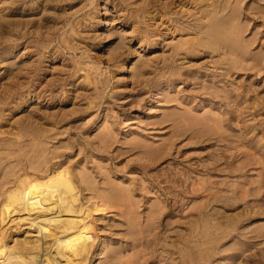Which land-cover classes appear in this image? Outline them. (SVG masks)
I'll list each match as a JSON object with an SVG mask.
<instances>
[{
    "label": "rangeland",
    "instance_id": "1",
    "mask_svg": "<svg viewBox=\"0 0 264 264\" xmlns=\"http://www.w3.org/2000/svg\"><path fill=\"white\" fill-rule=\"evenodd\" d=\"M89 1L0 0L10 22L0 34V193L29 152L1 146L30 127L56 151L51 166L70 163L100 189L112 181L133 194L137 240L126 216L90 200L99 243L90 264L108 263L104 243L141 254L140 264H182L180 249L199 243L208 219L217 233L207 264H264V233L254 232L264 227V0ZM234 6L247 56L178 47L204 36V10L228 16Z\"/></svg>",
    "mask_w": 264,
    "mask_h": 264
},
{
    "label": "bare ground",
    "instance_id": "2",
    "mask_svg": "<svg viewBox=\"0 0 264 264\" xmlns=\"http://www.w3.org/2000/svg\"><path fill=\"white\" fill-rule=\"evenodd\" d=\"M229 2H231V0ZM3 6L5 9H8L6 6V2L3 3ZM228 6L230 7V5ZM235 6L233 8L232 13L228 16H225V15L220 16V14L223 15L225 13H221V12L219 13L218 11L219 8L218 9L210 8L211 10L206 9V11L204 10L203 16L205 20L200 19L201 22H203V20L204 22L202 26L200 25L201 27L199 26L201 28L200 29L201 33L204 36L202 38H199L200 36L199 35L197 42L191 44L189 47L187 46L191 42L190 38L187 39L186 41L180 40L179 43L177 42L178 47L180 49H186L185 51H188V50L196 51V50H199L198 49L199 47H201V48L210 50V52L213 54H217V53L223 54L222 55L223 57L220 56L222 60L223 59L231 60L232 57H234L233 59L235 60L236 55L247 56L248 54L247 51H249L247 49L249 48L251 44L249 45L247 44L248 48L244 44L245 42L243 41V37H242L244 33L243 31L244 26L241 27L240 24L238 23L239 13L237 12V10L239 9L236 10ZM224 10H227V9L223 8V11ZM9 13L10 11L8 12V15ZM8 18H11V17H8ZM1 19L2 20L0 21V26H1L2 32L0 34H3L4 31L8 29L10 22H8V19H6V16L4 18L2 17ZM111 24H113V22ZM21 26L22 25H20V27ZM19 28H16L15 32L17 30L19 31ZM111 35L112 34H110V37ZM105 37L107 38L106 35ZM122 43L120 46H122ZM139 63L142 64L143 66L145 64L146 66V63L144 62H143L144 64L142 62H139ZM92 64H93V67H92L93 70L94 69L97 70V68H100L99 65H97L96 63L92 62ZM81 65L82 64H80V66ZM96 65L98 67H96ZM90 66L92 65L90 64ZM135 69L136 71H138L137 69H139V67H135ZM89 70H87V65H86V71H89ZM78 72L81 73V70H79ZM138 74L135 73V75H138ZM95 77L96 76H94L93 78L96 79ZM191 120L193 119L191 118ZM216 123H215V127L216 125L217 127H219L218 122ZM108 132L110 133L109 130ZM112 134L113 133H111L110 135ZM105 136H102V137L105 139ZM23 137L29 138V141L27 143L26 142L22 143L21 142L22 140L20 141V139H22ZM111 137H114V134ZM39 139H40L39 132L37 130L30 128V127H25L17 131V133L15 134V141L11 143L10 142L3 143L1 146L5 150L17 149L19 151L26 147H29V152L24 153V154L20 153V155L22 154L26 157L27 159L26 163L28 162L27 164L28 168L21 169L18 172L13 171V172H16L14 174L12 173L13 175H11L13 180L11 179V181L8 182V185L4 186L0 193V264H90L92 257L96 249L99 246V243L97 242L96 231H95V223L93 221L94 219L92 220L93 210L91 207L92 204L90 203V200L92 199H96L99 201L98 208L102 210V212L103 211L105 212L106 211H109V212L117 211L122 216H126L128 220L127 222H128L129 232L131 234L137 233V235H134V240H137V238L143 232L139 228L140 226L139 224L141 223L137 221V217L139 215H135V210L132 207L135 204V201H134L133 194L131 193L130 190H128L129 188L126 189L120 186V184L116 185L112 181H110V182L105 183L104 185L105 187L103 189H100L97 186L94 180L95 178L93 177L92 173H90L88 170L87 172L85 170L76 171L72 167L73 165H70V163L69 164L56 163L51 166V163L54 160H56L58 157L56 154V151L54 150L50 151L48 144L46 143L47 144L46 145L45 142L42 141V139L41 140ZM105 141L108 142V140H104L103 142ZM11 152L13 153V151ZM2 154H4V152ZM7 155H9L10 157L9 153ZM11 156H14V155H11ZM17 156L19 157V155ZM17 159L19 161L20 158H17ZM10 162H12V160ZM18 164L19 163H17V165ZM2 166L3 164L1 165V167ZM10 167L8 168L6 167L7 168L5 169L6 175L11 171ZM13 169H14V166H13ZM7 176L9 177L10 175H7ZM84 191L92 194V197L86 199L83 193ZM126 217L124 218L126 219ZM208 220L210 221V219ZM232 220L234 219H231V221ZM203 221H205V219ZM207 221L203 222L205 223L203 225L204 231L201 230V233H200V230L197 229L198 228L197 226H194L195 228L193 227L194 229H191L194 232L193 233L194 236L196 232L200 233L199 234L200 237L204 239L203 241H201L200 237L198 236L199 237L198 241L201 244H199L198 242H195L197 244L195 245L194 248L185 247V248L180 249V247H178L180 249V253L182 257V264H186L187 262L188 264H207L208 261L212 259V258L210 259L211 254H214V252H216V246H215L216 241H214L213 235L216 234L217 231L215 232V231L210 230L211 228H213V226L211 225L209 221L208 222ZM235 222L238 223L236 220ZM197 224L198 222L196 223V225ZM216 226L218 225L216 224ZM228 228L230 229V227ZM254 232L258 234L259 236H261L264 233V227H259V229H257ZM188 235L187 237H189ZM219 235H221V233ZM224 235H227V234H224ZM187 243L189 246V241ZM102 251H106L108 254L111 255L107 264H140L138 261L139 260L138 256H141V254L138 255V254L132 253L126 256L119 255L116 249H113L107 246L106 243L103 244ZM143 252L144 251H141L140 253H143Z\"/></svg>",
    "mask_w": 264,
    "mask_h": 264
}]
</instances>
